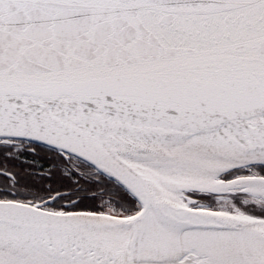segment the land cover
<instances>
[{"label":"snow or ice","instance_id":"obj_1","mask_svg":"<svg viewBox=\"0 0 264 264\" xmlns=\"http://www.w3.org/2000/svg\"><path fill=\"white\" fill-rule=\"evenodd\" d=\"M0 264H264V0H0Z\"/></svg>","mask_w":264,"mask_h":264}]
</instances>
